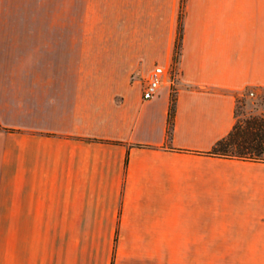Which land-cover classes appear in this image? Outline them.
Instances as JSON below:
<instances>
[{"label": "crops", "instance_id": "crops-1", "mask_svg": "<svg viewBox=\"0 0 264 264\" xmlns=\"http://www.w3.org/2000/svg\"><path fill=\"white\" fill-rule=\"evenodd\" d=\"M34 1L0 19V264L264 252V149L208 153L264 88V0Z\"/></svg>", "mask_w": 264, "mask_h": 264}, {"label": "rangeland", "instance_id": "rangeland-1", "mask_svg": "<svg viewBox=\"0 0 264 264\" xmlns=\"http://www.w3.org/2000/svg\"><path fill=\"white\" fill-rule=\"evenodd\" d=\"M34 0H0V5L9 11H0V19L20 20L37 18L33 11H22L21 7L27 3H34ZM40 14V13H39ZM40 18H49V13H42ZM47 15V17L45 16ZM178 56V55H177ZM178 58V57H177ZM173 64L166 73L167 83L173 87L175 69ZM165 76V77H166ZM235 113L237 121L244 119H256L264 115V95L262 90L253 96L245 95L239 97L236 103ZM258 119V118H257ZM264 119V118H261ZM171 264H264V252H243V251H203L189 253H170Z\"/></svg>", "mask_w": 264, "mask_h": 264}, {"label": "trees", "instance_id": "trees-1", "mask_svg": "<svg viewBox=\"0 0 264 264\" xmlns=\"http://www.w3.org/2000/svg\"><path fill=\"white\" fill-rule=\"evenodd\" d=\"M181 26L178 19L176 37L174 41L173 60H177L180 48ZM264 95V88L262 89ZM174 111V98L170 99L168 108V134L172 126ZM256 119H244L234 123L232 129L226 136L217 140L214 146L208 151L210 154L226 157H239L256 159L260 158L264 149V115ZM258 118V119H257Z\"/></svg>", "mask_w": 264, "mask_h": 264}, {"label": "built area", "instance_id": "built-area-1", "mask_svg": "<svg viewBox=\"0 0 264 264\" xmlns=\"http://www.w3.org/2000/svg\"><path fill=\"white\" fill-rule=\"evenodd\" d=\"M174 70V68H173ZM169 69H166L160 64H155L147 75L143 88H142V97L148 99L153 97L158 89L160 88L163 78ZM255 93L252 90L248 91V95L253 96Z\"/></svg>", "mask_w": 264, "mask_h": 264}]
</instances>
